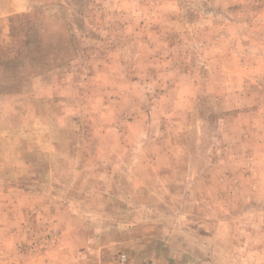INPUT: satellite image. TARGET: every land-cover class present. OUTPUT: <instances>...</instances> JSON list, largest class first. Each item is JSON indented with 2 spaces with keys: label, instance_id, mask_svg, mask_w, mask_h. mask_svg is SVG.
I'll use <instances>...</instances> for the list:
<instances>
[{
  "label": "rangeland",
  "instance_id": "1",
  "mask_svg": "<svg viewBox=\"0 0 264 264\" xmlns=\"http://www.w3.org/2000/svg\"><path fill=\"white\" fill-rule=\"evenodd\" d=\"M0 264H264V0H0Z\"/></svg>",
  "mask_w": 264,
  "mask_h": 264
},
{
  "label": "built area",
  "instance_id": "2",
  "mask_svg": "<svg viewBox=\"0 0 264 264\" xmlns=\"http://www.w3.org/2000/svg\"><path fill=\"white\" fill-rule=\"evenodd\" d=\"M120 260H121L122 262H124V261L126 260L125 256L122 255V256L120 257Z\"/></svg>",
  "mask_w": 264,
  "mask_h": 264
}]
</instances>
